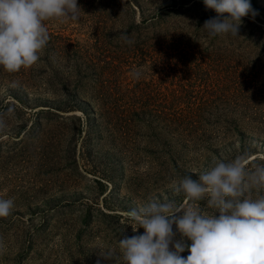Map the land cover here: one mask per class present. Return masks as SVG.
<instances>
[{
  "label": "rangeland",
  "instance_id": "rangeland-1",
  "mask_svg": "<svg viewBox=\"0 0 264 264\" xmlns=\"http://www.w3.org/2000/svg\"><path fill=\"white\" fill-rule=\"evenodd\" d=\"M250 2L239 36L211 37L204 0H77L79 19L44 22L36 63L0 66V199L14 201L0 264H114L102 251L144 232L128 210L184 203L174 186L218 160L264 163V0Z\"/></svg>",
  "mask_w": 264,
  "mask_h": 264
},
{
  "label": "clouds",
  "instance_id": "clouds-1",
  "mask_svg": "<svg viewBox=\"0 0 264 264\" xmlns=\"http://www.w3.org/2000/svg\"><path fill=\"white\" fill-rule=\"evenodd\" d=\"M204 4L217 13L202 27L211 37L239 36L242 18L257 15L250 0ZM80 10L77 0H0V66L9 73L31 67L50 39L44 22L77 20ZM120 39L134 43L126 30ZM133 75L138 78L140 72ZM4 126L0 119V128ZM252 190H264V163L249 167L246 155L218 160L197 178L187 175L174 186L176 194L186 197L184 203L153 198L128 210L133 230L142 227L143 234L127 237L121 232L120 254L112 249L101 254L114 264H121V254L122 264H264V195L253 198L248 195ZM205 198L215 213L207 214L193 203ZM13 207L12 199H0V217H7ZM185 250L186 257L181 255Z\"/></svg>",
  "mask_w": 264,
  "mask_h": 264
},
{
  "label": "trees",
  "instance_id": "trees-1",
  "mask_svg": "<svg viewBox=\"0 0 264 264\" xmlns=\"http://www.w3.org/2000/svg\"><path fill=\"white\" fill-rule=\"evenodd\" d=\"M49 35L51 36L50 33H49ZM49 41L52 42L51 38L49 39ZM49 41H48V42H49ZM53 44H54V47L57 46V45H55V44H57V41H54ZM68 44L70 45V48L73 49L75 52L78 51V50H81V48H82V47L80 46V44L77 43V42H75V43L72 42V43H68ZM85 57H86V61H85L84 58H81L80 61H82V62H84V63L86 62V65H87L91 70H94V69H96L97 67L100 66V65H99V62H98L97 60H94V59H93L92 57H90L89 55H87V53H86ZM25 74H27V76H29V71H28V72L26 71ZM177 118H179V116H175V118L172 119L171 121H177V120H176Z\"/></svg>",
  "mask_w": 264,
  "mask_h": 264
}]
</instances>
